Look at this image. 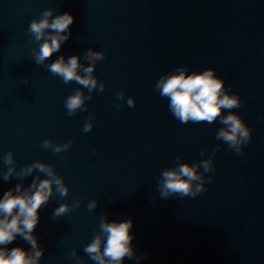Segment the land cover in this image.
<instances>
[{"label": "water", "instance_id": "water-1", "mask_svg": "<svg viewBox=\"0 0 264 264\" xmlns=\"http://www.w3.org/2000/svg\"><path fill=\"white\" fill-rule=\"evenodd\" d=\"M0 264H264V0H0Z\"/></svg>", "mask_w": 264, "mask_h": 264}]
</instances>
